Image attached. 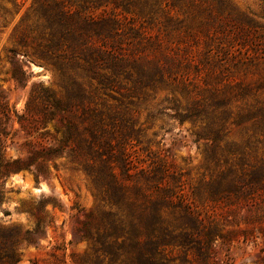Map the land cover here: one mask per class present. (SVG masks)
I'll use <instances>...</instances> for the list:
<instances>
[{"label":"trees","instance_id":"obj_1","mask_svg":"<svg viewBox=\"0 0 264 264\" xmlns=\"http://www.w3.org/2000/svg\"><path fill=\"white\" fill-rule=\"evenodd\" d=\"M213 7L225 13L215 25ZM231 11L227 0H31L21 17L32 18L28 32L8 51L22 47L48 67L53 86L33 84L19 114L0 94V210L11 173L28 170L38 181L64 168L84 176L95 200L68 240L87 242L77 264H233L228 248L217 256V242L264 241V97L228 109L231 98L264 90V78L211 87L182 109L174 96L186 98L190 68L206 82L255 64L250 20L236 25ZM192 47L196 57L184 53ZM24 72L13 74L19 85ZM158 89L171 94L153 104ZM162 116L196 123L209 142L195 182L151 148L156 131L147 129ZM14 120L26 139L22 154L5 158ZM245 124L244 139L227 138V126ZM47 202L60 207L48 198L40 206ZM41 229L38 216L32 228L0 224V264H16L20 245L36 243Z\"/></svg>","mask_w":264,"mask_h":264},{"label":"rangeland","instance_id":"obj_2","mask_svg":"<svg viewBox=\"0 0 264 264\" xmlns=\"http://www.w3.org/2000/svg\"><path fill=\"white\" fill-rule=\"evenodd\" d=\"M31 0H16L15 2L0 0V94L4 95L9 106L18 114L22 113L24 103L29 90L33 84L41 83L45 87L53 86V75L48 67L38 64L36 61L24 56L22 47H17L15 53L8 51L15 44L16 36L28 32L32 23V18L21 20L22 15L30 5ZM232 7L231 17H236L234 22L239 24V19L246 17L250 20V38L255 49L256 62L250 66L243 75L234 71L228 79H209L204 82L201 73L196 74L189 69V77H195L193 84L187 87L186 98L179 92L174 96L180 101V108L188 102L201 100L206 96L207 89L217 87L221 91H229V87H234L238 80H245L250 83L258 82L264 78V0H227ZM214 23L218 18H224L225 13L219 14L213 7ZM197 8L189 12L195 14V25H199L201 15ZM243 16V17H242ZM244 25V24H242ZM200 26V25H199ZM199 28V27H197ZM212 29V27H211ZM188 53L196 57V49H189ZM194 57V58H195ZM197 62V58L195 59ZM202 66V65H200ZM24 72V85H19L13 79L15 72ZM169 89H158L155 99L151 103L158 102L164 96H170ZM263 99L264 90L259 89L251 98L234 99L231 98L228 109L236 112L241 106L254 101L253 97ZM165 113H171L166 103L161 105ZM145 110L140 114L143 120ZM13 128L17 129L13 137L7 139V146L4 150L5 158H15L22 154L23 142L26 139L24 133L19 130V124L13 121ZM46 128L52 130L51 123L46 124ZM248 124L244 126H227V138L241 141L244 139ZM154 143L151 148L165 155L176 169L186 172V178L195 182L205 166L206 150L208 141L198 135L197 124L189 120L178 122L176 119L162 116L153 121L147 133L152 137ZM247 133V132H246ZM264 149V143H259L257 152ZM60 161V160H58ZM6 193L0 210V224L20 226L22 229L32 228L35 224L36 216L41 218V234L38 235L36 243H22L20 245L21 254L16 264H32V262L43 264H59L53 257L63 258L64 264H77L75 258L82 254L86 247L85 240H68L75 233L82 213L94 207V196L90 188L85 184L84 176L74 171L59 168L58 171L51 170L48 174L34 180L33 174L28 170H20L11 173L5 180ZM50 199L60 207H52L51 203H43L42 199ZM80 210V211H78ZM4 211L9 214L5 215ZM218 211H221L218 209ZM245 213L244 210L240 211ZM235 220H239L235 217ZM256 225V224H255ZM243 226V224H241ZM256 232V229H254ZM217 256L221 257L228 248V253L233 264H262L259 258L264 252V241L258 237L255 240L249 238L247 241H231L227 244L217 242ZM53 254V255H52Z\"/></svg>","mask_w":264,"mask_h":264}]
</instances>
